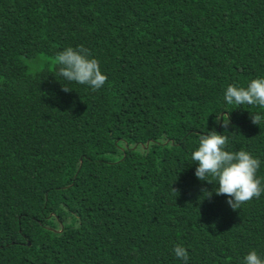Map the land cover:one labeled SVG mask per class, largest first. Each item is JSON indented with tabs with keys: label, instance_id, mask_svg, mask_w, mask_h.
I'll return each mask as SVG.
<instances>
[{
	"label": "trees",
	"instance_id": "16d2710c",
	"mask_svg": "<svg viewBox=\"0 0 264 264\" xmlns=\"http://www.w3.org/2000/svg\"><path fill=\"white\" fill-rule=\"evenodd\" d=\"M77 45L102 88L55 79ZM261 75L264 0H0V264H181L174 244L188 264L264 256V194L200 200L213 185L190 159L225 131L264 176L249 119L264 108L222 99Z\"/></svg>",
	"mask_w": 264,
	"mask_h": 264
},
{
	"label": "clouds",
	"instance_id": "9594fccd",
	"mask_svg": "<svg viewBox=\"0 0 264 264\" xmlns=\"http://www.w3.org/2000/svg\"><path fill=\"white\" fill-rule=\"evenodd\" d=\"M55 59V79L61 83L65 92L69 90L64 84L72 82L87 85L91 90L104 86L107 77L102 72L98 59L84 46H67L57 53ZM222 99L226 105H255L264 108V75L250 79L244 86L227 85ZM221 113L215 115L214 123H220L221 127L226 128L229 120L227 118L225 121L226 115L222 116ZM249 119L259 127L264 123V112L250 113ZM228 143L225 131L218 133L215 129L206 130L199 135L190 159L196 165L194 176L199 181L213 185L211 191L201 189L199 199L211 198L213 194L224 195L225 203L235 210L242 203L264 194V176L258 175L262 163L259 157L243 148L228 150ZM60 227L64 230L65 226L61 223ZM172 254L181 264H188L189 252L186 246L174 244ZM240 264H264V256L256 249H250L240 258Z\"/></svg>",
	"mask_w": 264,
	"mask_h": 264
}]
</instances>
